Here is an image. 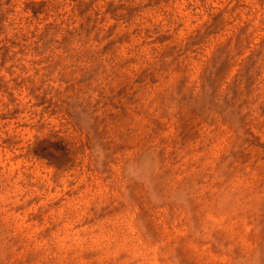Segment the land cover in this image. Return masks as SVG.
I'll use <instances>...</instances> for the list:
<instances>
[{
  "label": "rangeland",
  "instance_id": "1",
  "mask_svg": "<svg viewBox=\"0 0 264 264\" xmlns=\"http://www.w3.org/2000/svg\"><path fill=\"white\" fill-rule=\"evenodd\" d=\"M0 264H264V0H0Z\"/></svg>",
  "mask_w": 264,
  "mask_h": 264
}]
</instances>
